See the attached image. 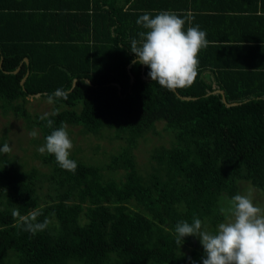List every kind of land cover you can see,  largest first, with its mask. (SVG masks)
Listing matches in <instances>:
<instances>
[{
  "label": "trees",
  "instance_id": "obj_1",
  "mask_svg": "<svg viewBox=\"0 0 264 264\" xmlns=\"http://www.w3.org/2000/svg\"><path fill=\"white\" fill-rule=\"evenodd\" d=\"M161 11L207 34L194 83L176 90L193 100L152 82L130 52L146 31L137 19ZM1 59V115L37 129L39 164L0 151V264H201L198 238L178 245L176 224L195 217L214 231L234 195L264 196V0H0ZM56 92L48 118L67 125L75 173L37 151L53 129L27 110ZM159 123L169 146L140 168L135 150ZM74 128L120 150L84 148ZM16 208L39 210L47 228L25 231Z\"/></svg>",
  "mask_w": 264,
  "mask_h": 264
},
{
  "label": "clouds",
  "instance_id": "obj_2",
  "mask_svg": "<svg viewBox=\"0 0 264 264\" xmlns=\"http://www.w3.org/2000/svg\"><path fill=\"white\" fill-rule=\"evenodd\" d=\"M136 23L146 31L138 33L140 39L131 40L130 52L136 57L134 63L146 66L151 81L162 88L176 91L190 87L198 75L199 53L209 43L206 32L199 25L185 30V20L171 11H161L154 17L145 12ZM60 97L59 92L50 94L47 102L55 103ZM51 115H59L58 110ZM48 116L45 113L40 119L47 120L46 126L53 130L37 151L54 156L62 169L75 173L77 163L70 159L73 143L67 125L61 122L58 128H53L54 121ZM29 135L35 138L38 133L32 131ZM0 151L9 152L11 148L5 144ZM220 212L225 220L214 231L199 218L194 217L191 223L178 222L176 243L181 246L183 238L188 236L198 238L204 253L201 264H264V207L253 202L251 189L247 194L234 195ZM12 214L19 217L24 230L33 235L49 224L47 218L42 223L36 222L41 215L39 210L21 216L16 208Z\"/></svg>",
  "mask_w": 264,
  "mask_h": 264
},
{
  "label": "rangeland",
  "instance_id": "obj_3",
  "mask_svg": "<svg viewBox=\"0 0 264 264\" xmlns=\"http://www.w3.org/2000/svg\"><path fill=\"white\" fill-rule=\"evenodd\" d=\"M51 104L46 100H40L39 97L29 98L27 104L28 112L34 115H44L50 112ZM157 131L160 135H147L146 139H141L138 143V147L135 150L136 161L140 168H145L149 165V156L152 149L156 146L164 145L169 146V135L163 130V124L156 125ZM74 134L77 135V128L72 129ZM32 131H36L34 128ZM32 131H28L24 128L23 122L15 118L13 115H9L7 118H3L0 112V139L5 136V144H7L11 151L7 152L8 156L18 157V160L22 163H26L27 167L31 165L39 164V159L34 157V144L31 142L33 139L29 134ZM38 133V132H37ZM73 134V135H74ZM39 135V134H38ZM38 135L36 137H38ZM76 143L86 148L88 143L91 145L99 146V152L110 155L120 150L122 145L119 140H106V139H94L91 137H83L81 135L75 136ZM100 156V154H97ZM248 187V186H246ZM251 187V186H250ZM248 187V188H250ZM251 189V188H250ZM242 194H247V191H241ZM253 202L261 207H264V196L252 191Z\"/></svg>",
  "mask_w": 264,
  "mask_h": 264
},
{
  "label": "water",
  "instance_id": "obj_4",
  "mask_svg": "<svg viewBox=\"0 0 264 264\" xmlns=\"http://www.w3.org/2000/svg\"><path fill=\"white\" fill-rule=\"evenodd\" d=\"M24 61H25V63H28V60L27 59H24ZM2 66V59L0 60V67ZM143 67H144V65H143ZM19 71V68L17 69V70H15L13 73L14 74H16L17 72ZM28 76V73H26V75H25V77L21 80V82H20V84L21 85H23V83H24V81H25V79H26V77ZM131 80H132V76H131ZM76 82V81H75ZM75 82L73 83V86L75 85ZM72 86V87H73ZM175 92V94H176V96L177 97H179L180 99H183V100H193V98H185V97H181L179 94H177L176 93V91H174ZM213 93H218V94H220L221 96H222V101H223V103L226 105V106H236L237 105V103H233V104H228L227 102H226V99H225V96H224V93H223V91H221V90H216L215 92H213ZM40 95L39 94H37V95H34V96H32V97H39Z\"/></svg>",
  "mask_w": 264,
  "mask_h": 264
}]
</instances>
